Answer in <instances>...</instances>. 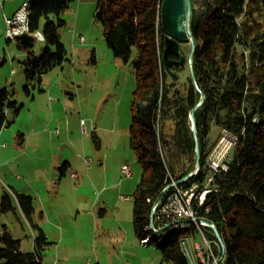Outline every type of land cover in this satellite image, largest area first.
Wrapping results in <instances>:
<instances>
[{"label":"trees","instance_id":"16d2710c","mask_svg":"<svg viewBox=\"0 0 264 264\" xmlns=\"http://www.w3.org/2000/svg\"><path fill=\"white\" fill-rule=\"evenodd\" d=\"M73 1L26 0L29 30L40 31L46 44L40 56L30 50L22 62L27 98L33 96V84L40 85L51 68L65 61L66 50L59 36L65 21L60 16ZM160 7L161 0H97L94 10V20L101 26L102 38L113 56L127 64L132 51L137 53L129 125V146L141 168L131 200L134 236L141 243L152 235L149 218L157 205L154 227L165 228L157 234L162 236L159 243L147 244L160 251L162 264H188L182 241L201 234L214 242L210 262L264 264V0L191 3L193 79L188 67L189 50L184 53L180 47V56L169 54L168 59L176 63L169 66V71L165 68ZM196 7L201 9L198 13ZM181 58L183 65L178 64ZM197 88L204 95L202 105L194 111L200 170L168 188L195 170L189 116L200 101ZM7 110L17 115L21 106L3 89L0 127L6 122ZM212 126L218 127L219 133L210 142ZM223 130L236 137V142L231 158L224 161L226 171L214 172L207 159ZM190 190L194 217L215 226L224 243L223 253L208 227L188 222L179 229L173 216H167L176 197L184 200L182 193ZM204 191L207 193L200 203ZM15 199L37 235L33 252L25 253L20 240L6 229L0 230V264H44L41 252L51 243L32 222V199L17 193ZM14 210L9 196H0V215Z\"/></svg>","mask_w":264,"mask_h":264},{"label":"rangeland","instance_id":"374dc122","mask_svg":"<svg viewBox=\"0 0 264 264\" xmlns=\"http://www.w3.org/2000/svg\"><path fill=\"white\" fill-rule=\"evenodd\" d=\"M24 2L26 0H6L5 4L8 5L6 9H10L9 12L16 11ZM96 2L97 0H74L61 14L60 18L65 21V26L59 29V36L66 50L65 61L61 65L51 68L43 76L40 85L33 84L34 89L31 91L36 97L35 102H31L23 91L27 82L22 62L31 46L25 48V45L21 48L18 45L19 40L8 41L5 36V24L0 23V90L6 89L9 99L16 102L17 106H21L17 115H14L11 110L6 111V122L3 125L6 132L3 133L2 140L8 142V139H12L13 135L18 140L19 133L24 134L30 128L33 130L37 125L44 129H51L56 134L60 131L63 134L64 131L66 134L70 132L75 134L74 128L68 131L66 126V120L73 117L80 125V139L85 138L83 150L86 153L83 156L92 161L94 159L91 155L97 153L95 160L102 162V155H107L102 170L107 179V182L103 181L102 184L109 189L104 195L107 202L101 201L102 197H99L98 189L93 188L92 195L84 194L88 199L85 204L86 210L90 206L93 214L86 215L80 212L75 218L77 203L80 201L84 205L85 198H79L77 201L76 193L69 185L62 184L59 188L60 190L55 196L57 211L66 219L63 221L64 223H54L58 228H53V230L58 236V240L60 236H63V239L58 242L52 241L53 244L41 252L44 264H95L89 248L92 239H97L93 234V223H102L105 227V234L100 230L99 235L102 243L109 250L111 246H115L116 239L120 237V232L115 230V228L118 229L117 223L128 227L130 239L136 241L132 228L133 206L131 200L140 180L141 168L129 146V125L131 94L135 86L133 63L137 59V53L135 50L132 51L131 59L127 64L113 56L102 38L101 26L94 20ZM199 8H195L197 13L201 10ZM27 36L32 38L30 42L34 55L40 56L46 44L43 41L34 40L30 35ZM81 37L83 41L79 42ZM180 47L184 53H188L190 49V45L186 42L182 43ZM51 50L53 51L52 48ZM93 55L96 64L91 61ZM38 90H42L43 93L35 94L39 92ZM49 93L53 96L52 100H46ZM51 109H53L51 111L52 126L48 127L46 120ZM57 120H62L63 125L59 126ZM218 133V127L212 126L209 141L212 142ZM93 134L100 141L99 150L96 149L97 145L94 142ZM71 139L72 144L80 148L82 142L79 137L77 140L75 136ZM63 142V139L53 138L50 148L48 144H45L43 156L57 153L60 158H65V155L70 154V150L62 148L66 146ZM228 144L219 145L215 150L213 158L216 159V162L221 163L222 160L231 158L232 148ZM119 163L129 165L133 176L128 179L122 178L117 172ZM57 174L60 176V171ZM13 176L16 179L22 178L19 172L13 173ZM119 181L122 182L120 186H118ZM5 185H7L6 180L0 173V196H9L15 209L13 212L0 215V230L6 229L13 238L20 240L23 251L32 252L34 231L18 210L13 196L8 193ZM110 187L114 190H111ZM120 196L127 197L128 200H121ZM174 205H171L172 208ZM97 208L103 209L104 214H97ZM43 226L46 227L47 223H44ZM151 233L152 235L147 237L148 241L159 243L155 240L158 236L157 233L160 232L151 231ZM204 236L206 237V235ZM200 242L199 235H196L194 240L188 241L191 247ZM135 243L136 245L131 251L132 255L129 259H124L125 262L128 261L129 264H162L160 251L153 245L144 246L142 242V244ZM213 243L209 240L207 242L211 246L210 254L212 246H214ZM104 248V246L102 248L97 246V251L101 255L100 264H106V262L107 264H120L119 260H123L120 255H113L114 259L111 261V257L106 256L107 251ZM218 248L221 249L220 246ZM211 264H218V261L211 262Z\"/></svg>","mask_w":264,"mask_h":264},{"label":"crops","instance_id":"0c3cea01","mask_svg":"<svg viewBox=\"0 0 264 264\" xmlns=\"http://www.w3.org/2000/svg\"><path fill=\"white\" fill-rule=\"evenodd\" d=\"M6 0L3 2L1 8H0V23H4L3 17L10 18L14 15V13L17 11L9 12L10 9H6L8 5L5 4ZM6 9V10H5ZM40 32V31H39ZM15 40H19L18 38ZM32 40V38H31ZM30 37L25 42L18 41V44L22 48L25 46V48H29V51L32 48V43L30 42ZM80 42V41H79ZM94 56V55H93ZM96 64V59L94 57V62ZM43 91H40L35 94H42ZM31 100V102L36 101V97L33 95L32 97L28 98ZM52 100L53 96L51 93L47 95L46 100ZM53 109H51L48 113V118L46 122H48V127L52 126V119L53 115L51 113ZM47 112V111H46ZM65 118V117H64ZM63 118V119H64ZM57 123L59 126L63 125L62 120H57ZM66 126L67 130L74 128L75 134H72L71 132L66 134L64 131V134L62 131L58 132V134L54 133L51 129H44L40 127V125H37L33 130L30 128L27 130L24 134H18L16 139L15 135H13L12 139H8V142L2 140L3 139V133H5L6 129L0 127V173L3 175L4 179L6 180L7 185L6 189L10 195L13 196L14 201L16 202V206L22 216L25 218L23 213L18 207L17 201L15 199V193L27 195L30 196L34 205V214L32 215V222L37 225V227L42 231L44 236L46 237L47 241H49L51 246L53 244L52 241L58 242L59 240L63 239V236L59 237L54 233L53 228L56 227V224L54 223H64L66 217L63 216L60 212L57 211V204L55 201V196L60 190L59 188L62 186L69 185V187L74 190L76 193V197L78 198H85V203L82 205L79 201L77 203L76 207V216L75 218L80 214V212L85 213L86 215H91L94 212L91 211L89 206V211L86 210L85 204L87 203L88 199L85 197L84 194L92 195L91 191L93 188L98 189L99 191L97 193H100L99 197H102V202L107 200L105 199V193L106 191H109L107 186L104 187V184H102L103 181L107 182L106 176L103 170V167L106 163L107 155H102V162L99 160H95L97 157V153L95 155H91V157L95 160L90 161L83 155H85L86 151L83 150V144L85 141V138L80 139V131L76 119L69 118L66 120ZM66 129V127H65ZM83 132V131H82ZM84 133V132H83ZM75 136V139L77 140L78 137L82 142V145L80 148L75 147L72 144L71 137ZM94 139L97 145L96 149H100V141L97 138L96 135H94ZM53 138H56V140H64L63 144L65 143L66 146L62 148H68L70 150L69 155H65V158H60L57 153H53L52 155L47 154L46 156H43V149L45 144H48V147L50 148L52 146ZM14 144V146H13ZM99 164V166H98ZM122 164H118L117 166V172L121 176V166ZM58 171H60V176H58ZM19 172V174L22 176L20 179H16L13 176V173ZM133 176V173L131 177ZM122 177V176H121ZM123 178V177H122ZM121 178V179H122ZM130 178V177H129ZM128 179V178H126ZM121 181L118 182V186L121 185ZM108 184V183H107ZM73 186V188H72ZM111 190H114L110 187ZM121 199V196L119 197ZM123 200V199H121ZM97 214L100 215L104 214V210L97 208ZM91 211V212H90ZM74 218V219H75ZM98 220L97 218H95ZM25 220L28 222V220L25 218ZM29 223V222H28ZM44 223H47V226H43ZM92 225V223H90ZM30 225V224H29ZM118 229L115 228V230H118L120 232V237L116 239L115 246H111L110 250L107 246L102 243L101 236L99 235V231L101 230L103 234H105L106 229L102 225V223H93V234L96 236L97 239H92V242L89 244L90 251L93 254V258L95 261V264H100L101 262V255L100 252L97 251V246L99 248H102L104 246L107 251L106 256L111 257L114 259V256L116 254L120 255V257L123 260H119L120 264H129V262H125L124 259H129V257L132 255L131 252L136 243L139 242L136 238V241H132V238L130 239V229L128 227L123 226L121 223H117ZM32 228V227H31ZM133 228V225H132ZM34 231V230H33ZM37 231L33 232V238L36 237ZM92 234V235H93ZM134 234V232H133ZM93 236V237H94ZM135 237V236H134ZM140 243V242H139ZM102 244V246H101ZM142 244V243H140ZM144 246H150L151 244H142ZM143 246V247H144ZM21 247V244H20ZM46 247L45 249H47ZM44 249V250H45ZM23 251V250H22ZM102 252V250H100ZM25 252V251H24ZM32 252H33V245H32ZM28 253V252H25ZM114 255V256H113ZM110 259V258H109ZM42 260V255H41ZM43 262V261H42ZM107 264V262H106Z\"/></svg>","mask_w":264,"mask_h":264},{"label":"water","instance_id":"95a60500","mask_svg":"<svg viewBox=\"0 0 264 264\" xmlns=\"http://www.w3.org/2000/svg\"><path fill=\"white\" fill-rule=\"evenodd\" d=\"M200 1H206V0H161V7H160V21L165 36L163 43V53H162L165 68L169 71V66L176 63L174 61H170L168 59V55L174 54L176 56H180V45L184 42H188L190 45L189 56H188V67L192 79H193L192 53L195 49V43L189 29V21L192 13L191 3H197ZM18 39L21 42H25L26 40L29 39V37L27 35H23ZM178 64L180 65L184 64L183 58H181ZM173 77L176 78V75H173ZM197 90L200 93V101L190 112V116H189V119L191 121L192 135L195 141V170L192 173H189L188 175L183 177L181 181L170 184L168 188L174 185H178L179 183L185 181L186 179L195 176L200 170V165H199L200 151H199V143H198L194 111L197 110L202 105L204 100V95L199 91L198 88ZM157 207L158 206L156 205L152 208L149 218V228L154 233L161 232L164 229V227H161L156 230L154 227L153 219ZM202 222L206 225V227H208L213 232L214 237L218 242L221 251L223 253L224 243L215 226L205 221Z\"/></svg>","mask_w":264,"mask_h":264},{"label":"built area","instance_id":"2783aa9c","mask_svg":"<svg viewBox=\"0 0 264 264\" xmlns=\"http://www.w3.org/2000/svg\"><path fill=\"white\" fill-rule=\"evenodd\" d=\"M3 0H0V8L2 6ZM24 13L23 5L14 13V15L10 18L3 17V21L5 24V36L8 41L15 40L23 35H30L33 37L34 40L41 41L39 39V36L37 32L30 33L29 26H23L22 24V15ZM83 41V38H80V42ZM236 142V137L231 135L229 132L223 130L220 133V138L218 140V143L215 147V150L218 149L219 145L229 143L230 148H233ZM215 150L213 154L207 159L208 161V167L214 171L217 172L219 170L226 171L227 167L225 164V157L224 161L222 160L221 163L216 162V159H214L213 155L215 153ZM132 172L130 170L129 165L123 164L121 167V176L123 178H129L131 177ZM207 193V191H204L200 196V203L203 202L204 196ZM193 196L192 190L185 193H182V197H184V200H180L176 197V202L174 207L171 209V212L167 214L173 216L174 218V224L175 225H188V222H194L196 226H205L206 225L197 218L194 217V214L190 208V199ZM123 200H128L127 197H121ZM166 212V210H165ZM164 212V213H165ZM198 222V223H195ZM208 240L201 234V242L198 244H194L193 248H185L183 246V253L185 257L188 260V264H211V254H210V247L207 244ZM183 244V241H182ZM89 263V261H87Z\"/></svg>","mask_w":264,"mask_h":264},{"label":"bare ground","instance_id":"6f19581e","mask_svg":"<svg viewBox=\"0 0 264 264\" xmlns=\"http://www.w3.org/2000/svg\"><path fill=\"white\" fill-rule=\"evenodd\" d=\"M23 9H24V13H23V15H22V24H23V26H29V13H28V3H27V2H24V3H23ZM37 34H38V36H39V39H40L41 41H43L44 38H43V35L41 34V32L37 31ZM176 226H177V228H179V229H183V228L186 227V225H176ZM157 234H158V233H157ZM161 238H162V236H159V235H158V236H157V239H156L155 241L160 242V241H161ZM188 241H189V240H187V239L183 240V246H184L185 248H193V247L190 246V244L188 243ZM147 242H148V239L142 241L143 244H145V243H147Z\"/></svg>","mask_w":264,"mask_h":264}]
</instances>
